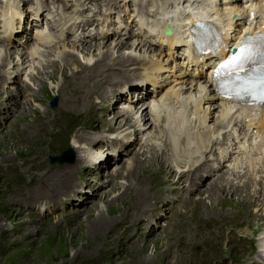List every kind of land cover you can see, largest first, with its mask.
Listing matches in <instances>:
<instances>
[{"label": "rangeland", "instance_id": "374dc122", "mask_svg": "<svg viewBox=\"0 0 264 264\" xmlns=\"http://www.w3.org/2000/svg\"><path fill=\"white\" fill-rule=\"evenodd\" d=\"M133 42L134 41H126L124 43H127V46L129 47L134 45ZM102 43H98L96 45ZM111 43L112 41L105 42L104 46L111 47ZM8 45L9 44L0 45V48H5ZM9 47L13 49V46ZM16 48V52L19 51V48ZM21 51L24 52L22 49ZM62 54L65 58V64L62 66L58 64L57 70H52V72L49 71L48 74L44 73L39 76L44 82H46V84L44 83V88L41 82L35 80L33 94L38 95L36 101L34 98H29L31 102L27 103L24 99H20L21 101H24L22 103L21 101L19 102L18 99V101H16L17 105L13 106L14 101H11L12 104H10L8 98L5 97V93L11 91V88L14 86L18 87L20 83H24L23 77H20L19 81L14 79L12 82L13 87L11 86L7 90H4L3 85H0V264H167L166 259L165 261L159 260L158 262L154 263L146 262L150 261V259L155 257V255H159V257L163 259L169 252L167 249L175 246L178 241V239H170L167 241V245L164 248H160L161 246L157 247L160 241L156 239H159V235L162 233V231L157 232L159 221H156V227L153 233L149 231L147 235H144L142 230L136 239L128 242L125 245L121 244L122 238H120V236L124 237V234H126L128 229L132 230L134 227H137L129 224L125 219L123 221L117 222V219H120V214H123L121 209V207L124 206L123 203L128 198V200H130L132 197L131 194L134 192V190L132 188L127 189L124 187L126 188V195L124 198L120 197L113 199L118 195V193L120 194L123 192L120 185H125L128 183V174H126L127 176L125 175V178L120 175L118 180L115 179V181L112 182V184L106 189L97 190L94 195L100 206V216L105 214L106 217L103 215L104 219L109 217L110 219L112 218L115 223L117 222L116 224L113 223L107 225L104 224L103 226L101 225L102 230L99 234L101 237L100 244H97V246L95 245L96 238L92 233L89 232L91 225H94L92 222L93 218L95 217L94 213L88 214L86 212L83 214L80 220H78L75 215L64 217V215H61L60 213H58L57 217L54 216L47 219V216L50 217L51 212L54 210H49L44 213V210L47 209L46 205L38 207L39 215L35 214L30 209L25 210L24 213H22V208L24 207L23 202L28 200L34 201V199H32V195L28 192L31 190L33 191V186L38 184V179L36 176H38V174L42 175L44 172L45 174L48 173L47 171L42 173L41 171L43 169L50 168V172L53 169L59 170L65 174H69L71 166L75 165L76 163L65 164L66 166L58 165L53 164L51 162V158L68 154L66 157L69 156L68 159H71V154H69V151L73 150L74 141L76 139L75 136L87 137L89 134L100 135L102 133V131L98 130V124L93 123L94 120L92 116H94L96 111L95 107H88L86 109V111H89L87 116L85 114L70 110L74 108L73 106H75L73 103H67L64 105V102L67 99L77 101L74 98V93L78 89L73 91H70V89H61V85H65L64 77L66 74L68 77L73 75L72 71L68 69H74V67L81 62L78 61L77 63H73L72 58L70 59V57L66 55V52L63 51ZM16 69L20 70L19 68ZM1 70L3 69L2 65L0 64V71ZM9 72L10 71H8V73ZM48 77H56L58 79L57 81L55 80L52 82L47 80ZM62 79L64 80L63 82ZM87 90L93 94L92 96H96V93H100L99 90L94 89L93 87H90V89ZM60 93H62L61 97L58 95ZM68 93L71 95L73 93V97L69 96L65 98ZM76 93L81 97L84 95V93L87 94V91L84 89L79 90ZM106 93L109 96L111 94L109 91ZM41 102L43 103V106L41 105ZM114 103L115 102H113V105ZM66 108L69 110H65ZM113 108L114 110L117 108L116 111H119L118 106H113L112 109ZM20 109H25L27 115L20 117L17 116V111ZM45 109L51 113L50 117L45 115ZM100 112L102 111H99L98 113ZM73 116H80L81 118L79 122L78 119H75ZM102 116H104V114ZM44 117H46L48 121H52L53 119H57L58 121L50 127H47L42 131H38L37 134H35L36 132L33 133L27 131L26 127H37V125L44 120ZM117 131H106V134H108L110 137L117 136L120 134V131ZM43 133H47L48 137L32 143V141L36 140L37 137L43 136ZM22 138L24 139L22 140ZM93 140L95 139L93 138ZM80 145H83V143H80ZM105 147L106 145L101 144L99 148H96V153H98V151H103ZM92 148H94V145ZM40 151H44V154H46L43 157V161L35 158L38 156ZM74 153L75 160H77L76 157H80L81 153L78 155L75 150ZM150 155H148L146 151H141L140 155L133 156L136 159L138 157L137 165L134 168L136 172L132 171L133 182L138 187L142 184L145 186V188H147L143 198H145L148 191L152 189V185L156 182L155 180L158 179L154 178V176L150 174V171L153 170V168L149 167L153 162L158 161L154 159L155 157H148ZM21 159H24L23 162ZM112 160L113 157L109 159L108 165L112 166ZM124 161L125 160H123L120 156L117 164L120 163L123 165ZM103 166L104 164L102 165V169ZM127 166L125 165V167H123V172L127 171ZM143 170H145L146 176H143ZM154 173L153 175H156ZM91 174L92 172H90L89 177ZM159 177H161L160 179L165 183L167 182L164 187L162 186L163 188L161 187L160 191L166 187L165 192H168L173 187L172 184L176 182V176L172 173H162ZM138 179H141V181L139 182ZM145 179L147 180L144 181ZM86 183L90 186V189L92 188V184L94 185V182L91 178H88ZM211 183L213 182L207 183L204 186V189H202L200 195L199 193L196 194L195 200L197 202L194 207L195 214L191 217V221H195V224L203 223L204 220H207V216H209V219L215 217L222 220L221 226L223 225V229L228 225H235V223L242 221L245 222L244 224L251 222V225H261V223L264 221L262 212H258L262 219L254 217L249 219L240 216L239 213L241 209H249V207L243 201L245 200L244 195L223 196L218 193L219 195H216L217 199L214 200V195L212 196L211 194H203ZM37 188L39 190H42L43 188L41 193L45 192L46 195H49L50 189L46 186L41 185L37 186ZM113 189L115 193H112ZM131 190L133 191L131 192ZM91 191L94 192V189H91ZM107 192H111V198L105 200L104 197H106L105 195L108 194ZM81 197L85 199L83 195ZM18 198L21 199L18 200ZM200 198L202 199L199 200ZM90 201V199L87 201L88 204H91L90 206L94 207L95 205L90 203ZM81 202L83 201L81 200ZM154 202L153 204L155 205L153 206L152 211L147 214L148 217L151 215L155 207L160 206L159 203L161 200ZM131 204L132 206H135V201L133 200ZM111 205H114L115 208L120 207V209H113L111 208ZM65 208L67 209L68 207L66 206ZM13 209H15V211H13ZM59 211H61V209ZM54 212L57 211L55 210ZM132 213L134 214V212ZM182 215V213L179 215L176 213L173 214L170 219H164L166 224L165 226L161 225L162 228L171 231V224L173 225L175 222L177 223ZM213 215L220 216L216 217ZM187 217L189 218V215ZM162 218L163 215L161 219ZM260 220L262 221L256 223ZM120 222L122 223L119 224ZM33 226L40 228L41 232H39V234H31L30 231H33ZM260 228L264 229V224ZM175 231L178 233L177 228H175ZM119 232L120 235H118ZM131 233L133 232L131 231ZM227 234L228 230H220L213 239H209L205 242L206 244H211L212 250L208 254L204 255L202 261L199 264H231L232 261H229V259H235L240 255L233 249H230L226 246L225 238ZM164 235L165 234H163V236ZM239 235L244 236L245 233L239 232ZM260 235H262V233ZM147 240H149L148 244H146L144 249H142V242ZM113 244V248L110 249V246L112 247ZM196 245H199V243ZM117 246H120V248ZM199 246L200 250L195 248L196 252L203 250V247L201 245ZM115 247L116 249H114Z\"/></svg>", "mask_w": 264, "mask_h": 264}, {"label": "bare ground", "instance_id": "6f19581e", "mask_svg": "<svg viewBox=\"0 0 264 264\" xmlns=\"http://www.w3.org/2000/svg\"><path fill=\"white\" fill-rule=\"evenodd\" d=\"M93 41H96L95 37L90 38L89 40H79L77 43H75V45L63 46L61 49H57L55 51L54 58L56 56L57 58L61 57L62 61L59 65L62 66L63 64H65L64 63L65 58L62 54V52L64 51L66 52V55L70 57V59L72 58L73 63L74 62L77 63L78 61L81 62L77 64L74 67V69L72 68L68 69L72 71L73 75L68 77V75L66 74V76L64 77L65 85H61L62 86L61 89H67V90L70 89V91H73L75 89H78L77 91L85 89L87 91V94L84 93V95L80 97V95H77L76 93L77 91H75L74 98L77 101H72L71 99H67L64 102V105H66L67 103H73L75 106L72 105L74 108L70 110L79 112L81 114H85L87 116L89 114V111H86V109L88 107H95L96 109L94 113L95 117L92 116L94 120L93 123L98 124V130L102 131V133L100 135L89 134L87 135V137L75 136L76 139L74 141L73 150H71V152L75 154L74 153V150H75V152L78 155L81 153V156L78 158L76 157L77 159L76 163L75 165L71 166L69 174H65L59 170H53V169L50 172V168L43 169L41 171L42 173L44 171H47L48 173L45 174L44 172L42 175L38 174V176H36V178L38 179V184L33 186L34 192L32 190L28 192L32 195V199H34V201L28 200V201L23 202L24 207L22 208V213H24L25 210L32 209L33 212L37 214L38 206L43 202L46 203V206H48L49 209H53L55 211L56 209L59 210L58 207L60 205H64L65 201H67L69 198L72 201L77 200V197H79L80 195L86 192V189L83 190L81 186H86V177H88L89 175V168L93 169L92 171L99 170V168L96 169L97 167H94L93 165H91L92 161L98 158L97 155L98 156L100 155L96 153V148H99L101 144H108V143L110 147L111 145H114L115 143L118 142V137L116 136H113L114 138L108 137V134H106V131H117L118 130L120 132H126L131 129V127L126 128V126L128 125V121L124 119V117L118 111H116L117 108L116 110H114V108L113 109L110 108L112 112L111 119L106 114H104V116H101V119L99 122L96 118V112L103 111L104 109H108L107 104L109 101L112 103V107L118 106L119 99H116V97L120 93V90H118L119 85L122 82H124L129 76H133L134 74L136 75L137 71L139 72L140 70H143V69H139L138 67L136 68V65L141 64V63L148 64L150 62H154L153 60H151L146 63V60L141 58V56H148L150 54V51L148 49H145L146 47L145 45L140 44L138 42H133L134 45L128 47L127 43H124V41L122 40H113L111 43V47H107V46H104L105 40H102L103 43L99 42V43H102L99 45H96L98 43L94 44ZM12 46H13V49H11L9 45L6 46L5 48H0V64L2 65V69H3L0 71V85L6 84L7 89H9L11 86L13 87L12 82L14 79L17 81H19L20 79V76L18 74L20 70L16 69L17 68L16 65L20 62V59L23 60L22 65H24L27 62L26 60L28 59L26 54L21 51V48L23 46L22 43H15ZM16 47L19 48V51H17L18 53L15 50ZM57 68L58 66L54 65L51 70H57ZM8 71L10 72L8 73ZM81 74H84V75H81ZM36 78L40 79V82L44 88V83L46 84V82H44L43 79L39 78L38 76ZM57 79L58 78L56 77L54 78L48 77L47 80L54 82L55 80L57 81ZM63 81L64 80L62 79V82ZM90 87H93L94 89L99 90L100 93H96L95 94L96 96H92L93 94L88 92L87 90V89H90ZM106 89H108V91L111 93L110 96L105 92ZM28 90L29 88L27 87H22L20 85L18 87L14 86L13 88H11V91H8L7 93H5V97L8 98V100L10 101V104H12L11 101H14L13 106H16L17 105L16 101H18V99L22 96L26 97L25 95L27 94ZM133 90L134 91H131V94L136 92L138 89L133 88ZM58 95L61 97L62 93ZM37 96L38 95H33V98L35 101L38 98ZM69 96L73 97V93L72 95L68 93L67 96H65V98ZM20 101L21 100L19 99V102ZM21 102L23 103L24 101H21ZM25 102L28 103L31 101L29 99H26ZM113 102H115L114 105H113ZM41 105L43 106L42 102H41ZM65 110H69V109L66 108ZM25 115H27V112L25 109L24 110L20 109L19 111H17V116L20 117V116H25ZM45 115L50 117L51 113L45 109ZM73 117L75 119H78V122L81 118L80 116H73ZM118 120H122V122L124 123H120ZM57 121H58L57 119L48 121L47 118L44 117V120L41 123H39L37 127L35 126L36 128L29 126V127H26V129L27 131H30L33 133L36 132L35 134H37L38 131H42L46 129L47 127H50L51 125L57 123ZM160 135H161L160 133L158 134L153 133L151 135L148 145L141 151L143 152L146 150L148 155L151 154L150 156H148L150 158L156 156L157 159L165 160L164 152L162 153L156 152L158 143H160L161 141ZM43 136L37 137L36 140L32 141V143H35L39 140H42L43 138L48 137V134L43 133ZM93 138L95 140H93ZM23 139L24 138H22V140ZM157 141L159 142L157 143ZM80 143L81 144L83 143V145H80ZM93 145H94V148H92ZM116 146H118V143ZM110 151L111 150L109 149L107 150V153L105 154V159L99 162L100 166L103 164H108L109 163L108 161L110 158L112 157L116 158V156L113 155ZM45 155L46 154H44V151H40L38 156L35 158L43 161V157ZM21 160L23 162L24 159H21ZM137 160H138V157L137 159L132 157L129 160L130 164L126 167L127 171L123 172L124 170H120L119 173L117 172L116 176L114 177V179L116 178L118 180V177L120 175L125 178V175L128 174V176L126 175L128 183L125 185H120V187L122 188L121 190L123 192L120 194L118 193V195L115 196L113 199L120 198V197L124 198V196L126 195L125 193L126 188L127 189L132 188L134 190V192L131 194L132 197L130 198V200H128L129 199L128 198L123 203L124 206L121 207L123 214H120V219H117V222L123 221L125 219L127 220L129 224H132L133 226H137V227H134V229L132 230L128 229L126 234H124V237L120 236V238H122V243H121L122 245H125L128 242L136 239V237L139 235V233L142 230H143L144 235H147L149 231H151V233L154 232V229L156 227V221L151 223L147 214L152 211V208L155 205L153 204V202L161 200L163 198V196H158V193L160 192L161 187L162 186L164 187V185L167 184V182L165 183L164 181H162L160 179L161 177L159 176L162 173L164 174L172 173L173 175H175L174 170L171 168L170 162H168L169 166L160 161L153 162L149 168H153L154 171L151 170L150 174L154 176V178H158L159 180L158 179H157L158 181L155 180L156 182L152 185V189H150V191H148V193L146 194L145 198H143L147 191V188H145V186L142 184L141 186L138 187L133 182V178H132V171L136 172L134 168L137 165ZM148 169H145V170H148ZM145 170H143L142 172L143 176H146ZM103 172L104 170H102V173ZM153 173L156 175H153ZM146 180L147 179H145L144 181ZM138 181L140 182L141 179H138ZM41 185H44L50 189L49 195H46L45 192L41 193L43 188L42 190L41 189L39 190L37 188V186H41ZM105 185H106V182H103L102 185L98 189L104 188ZM88 188L90 189L89 185H88ZM202 189H204V187H201L200 189L197 190L198 191L197 193H199V195L202 192ZM133 190H131V192ZM96 191L97 189L94 190V193H92V195L93 194L95 195ZM112 193H115L114 189ZM218 193H222V188L219 185L218 181L215 180L213 183L210 184V186L207 188L206 191H204L203 194H206V195L211 194L212 196L214 195L215 197L214 200H215L217 199L216 195H219ZM246 194L247 195L244 197L245 200L243 201L246 203L249 209L247 210L241 209L239 213L240 216L249 218V219H251L252 217L262 219V217L258 214V212H262L263 214L262 216L264 217L263 199L258 198L256 191H253V190H251V192H248ZM250 194L253 195L254 197H257L255 201L251 199H247L250 197ZM105 196H106L104 197L105 200L111 198V192L106 194ZM84 197L85 199H83L84 200L83 202L84 204H86V202L89 199H91L90 198L91 195L84 194ZM19 199L21 198H18V200ZM201 199L202 198H200L199 200ZM133 200L135 201V206H132L131 204ZM193 200L195 199L193 198ZM231 200H234V199H231ZM196 202L197 201L195 200L194 206ZM161 204H163V202ZM94 205H92L94 207L90 206L88 208L87 213L95 214V217L93 218V221H92L94 225L93 226L91 225L89 232L92 233L93 236L96 238L95 245L97 246V244H100L101 237L99 236V234L102 230L101 225L103 226L104 224L106 225L113 224L115 223V221H113L112 218L110 219L109 217H107V219H104L103 215L105 214L100 216L101 211L99 208L100 207L99 204L96 203ZM111 208L117 209V210L120 209V207L115 208L114 205H111ZM13 211H15V209H13ZM54 211L51 212L50 217L47 216V219L54 217V216L55 217L58 216L59 212H54ZM194 211L195 210H193L192 212L187 211L185 213L176 211L178 215L180 213L182 214L184 213L181 216L182 219H181L178 233L177 231L174 230L171 234L163 236V232H162L159 235L160 236L159 239H156L160 241V243L157 245V247L161 246L160 248H164L167 245V241L170 239H178L176 245L171 247L170 249H167V251L169 252L167 253V256L164 257L163 259H161L159 255H155V257L150 259V261H146V262L154 263V262H158L159 260L165 261L166 259L167 264H199L202 261L204 255L208 254L211 251V249L206 248V245L208 244H206L205 242L209 239H213L219 233L220 230H228V234L225 238L226 246L240 254L235 259L233 258L229 259V261H232L231 264H257L259 260L263 261L261 256L257 257L256 249L260 248L264 250V229L260 228L264 224V221L261 223V225H251L252 224L251 222H248V224H244L245 222L242 221V222L235 223V225L233 224L228 225L223 229L222 227L223 225L221 226L222 220L219 218H215V217L209 219V216H207L206 218L207 220H204L203 223L195 224L194 223L195 221H191L192 220L191 217L195 214ZM132 212H134V214ZM66 213L67 211L63 210L64 217H66ZM188 215H189V218L187 217ZM82 216H83L82 214H79L77 216L78 220H80ZM213 216L219 217L220 215H213ZM161 217H162V214L159 215V219H161ZM261 221L262 220L257 221L256 223H259ZM121 223L122 222H120L119 224ZM150 225L151 227H149ZM160 226H161V221H159L157 232H160L159 230ZM32 228H33V231H30L31 234H39V232H41L40 228H37L35 226H33ZM131 231L133 233H131ZM239 232H243L245 233V235L240 236ZM261 233L262 235H260ZM118 235H120V232L118 233ZM148 242L149 240L142 242L141 244L142 249H144V247L146 246V244H148ZM247 242L250 243L251 245L250 248L246 247L245 243ZM197 243H199V245L205 246L203 251L199 253L198 255L195 254L193 251ZM113 246L114 244L112 245V247L110 246V249H112ZM117 247L120 248V246H117ZM114 249H116V247Z\"/></svg>", "mask_w": 264, "mask_h": 264}, {"label": "snow or ice", "instance_id": "6c2138e0", "mask_svg": "<svg viewBox=\"0 0 264 264\" xmlns=\"http://www.w3.org/2000/svg\"><path fill=\"white\" fill-rule=\"evenodd\" d=\"M257 56L264 58V35L244 37L238 54L221 63L213 74L222 95L232 98V95L240 97L244 93L264 103V67L245 68ZM245 72L247 76L241 75ZM230 92L232 95H229Z\"/></svg>", "mask_w": 264, "mask_h": 264}, {"label": "water", "instance_id": "95a60500", "mask_svg": "<svg viewBox=\"0 0 264 264\" xmlns=\"http://www.w3.org/2000/svg\"><path fill=\"white\" fill-rule=\"evenodd\" d=\"M69 153L71 154L72 152L69 151ZM51 159H52V162H53V163L56 162V161H61V159H59V158H51Z\"/></svg>", "mask_w": 264, "mask_h": 264}]
</instances>
